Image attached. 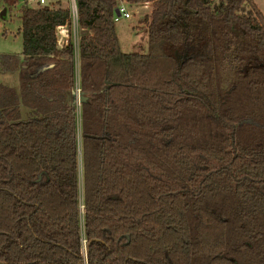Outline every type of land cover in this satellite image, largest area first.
Segmentation results:
<instances>
[{
    "label": "trees",
    "instance_id": "trees-1",
    "mask_svg": "<svg viewBox=\"0 0 264 264\" xmlns=\"http://www.w3.org/2000/svg\"><path fill=\"white\" fill-rule=\"evenodd\" d=\"M118 1L76 0L78 77L71 8H22V60H1L21 82H0V264H264L263 12L128 0L151 8L147 51H126Z\"/></svg>",
    "mask_w": 264,
    "mask_h": 264
},
{
    "label": "rangeland",
    "instance_id": "rangeland-1",
    "mask_svg": "<svg viewBox=\"0 0 264 264\" xmlns=\"http://www.w3.org/2000/svg\"><path fill=\"white\" fill-rule=\"evenodd\" d=\"M259 9L264 14V0H254ZM49 3L54 7H69L71 8L73 0H46L45 4ZM40 5V0H0V82L14 87L19 91L21 82V70H6L1 64L2 56L15 54L22 60L23 38L20 30L22 20L20 13L24 5ZM151 6V5H150ZM131 6L133 13L129 19H121L116 24V30L120 39L122 48L126 51H140L145 52L148 49V36L145 30V24L140 20L151 7ZM73 18V17H72ZM71 30V41L74 45H78L81 35L84 30L79 27L78 22L73 19L69 25ZM76 53V75L79 76V68ZM77 111L78 127L81 123V103H75ZM24 110L26 107H24ZM22 108V115H23ZM24 116L28 117L25 111ZM80 133V129H79ZM80 179H81V197H82V167L80 165ZM84 210L82 211L83 214ZM87 264V262H85Z\"/></svg>",
    "mask_w": 264,
    "mask_h": 264
},
{
    "label": "built area",
    "instance_id": "built-area-1",
    "mask_svg": "<svg viewBox=\"0 0 264 264\" xmlns=\"http://www.w3.org/2000/svg\"><path fill=\"white\" fill-rule=\"evenodd\" d=\"M41 3L46 2V0H40ZM151 5L150 1H145L143 3H130L128 0H119L118 4L116 6L115 10V15H114V21L117 22L121 19H129L132 17L133 13L131 11V6H142V7H149ZM71 11H72V17L75 22H78V12H77V6L76 3L73 0V4L71 6ZM58 40L60 45H64L68 43L71 39V30L68 26H59L58 27ZM75 46V52L77 53L78 56V45ZM78 61V58H77ZM80 88L79 84L77 82V88H76V93H77V100L79 101L80 98ZM80 102V101H79ZM83 249H84V254L86 252V239L83 237Z\"/></svg>",
    "mask_w": 264,
    "mask_h": 264
},
{
    "label": "water",
    "instance_id": "water-1",
    "mask_svg": "<svg viewBox=\"0 0 264 264\" xmlns=\"http://www.w3.org/2000/svg\"><path fill=\"white\" fill-rule=\"evenodd\" d=\"M74 2L76 3V0H74ZM76 6H77V4H76ZM75 93H76V91H75ZM79 98H80V103H82V102H85L86 100H87V95H85L84 94V92H80V96H79ZM78 100H77V93H76V97H75V100L73 101V104L75 105V103L77 102ZM84 256L85 257H87L88 256V249H87V246H86V252H85V254H84Z\"/></svg>",
    "mask_w": 264,
    "mask_h": 264
},
{
    "label": "crops",
    "instance_id": "crops-1",
    "mask_svg": "<svg viewBox=\"0 0 264 264\" xmlns=\"http://www.w3.org/2000/svg\"><path fill=\"white\" fill-rule=\"evenodd\" d=\"M120 40V39H119ZM121 43V42H120ZM122 46V45H121Z\"/></svg>",
    "mask_w": 264,
    "mask_h": 264
}]
</instances>
